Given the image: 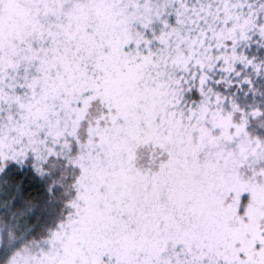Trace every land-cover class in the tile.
<instances>
[{
  "label": "snow or ice",
  "instance_id": "1",
  "mask_svg": "<svg viewBox=\"0 0 264 264\" xmlns=\"http://www.w3.org/2000/svg\"><path fill=\"white\" fill-rule=\"evenodd\" d=\"M0 264H264V0H0Z\"/></svg>",
  "mask_w": 264,
  "mask_h": 264
}]
</instances>
